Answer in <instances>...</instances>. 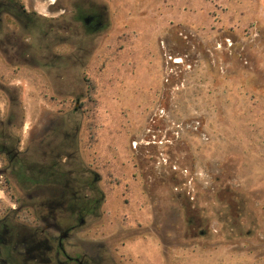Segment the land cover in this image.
Segmentation results:
<instances>
[{"label": "rangeland", "instance_id": "1", "mask_svg": "<svg viewBox=\"0 0 264 264\" xmlns=\"http://www.w3.org/2000/svg\"><path fill=\"white\" fill-rule=\"evenodd\" d=\"M52 1L19 0L44 15L30 29L3 17L23 47L0 55V109L63 128L58 100L86 98L88 238L117 262L264 264V0ZM81 1L102 13L93 35Z\"/></svg>", "mask_w": 264, "mask_h": 264}, {"label": "flooded vegetation", "instance_id": "2", "mask_svg": "<svg viewBox=\"0 0 264 264\" xmlns=\"http://www.w3.org/2000/svg\"><path fill=\"white\" fill-rule=\"evenodd\" d=\"M78 10L86 35L101 30L98 6L81 1ZM4 16L20 30L44 15L26 11L19 0H0V55L8 63L23 44L16 30H4ZM85 100H58L57 113L70 120L63 128L24 127L23 114L1 107L0 264H134L129 258L115 261L106 245L88 238L87 221L98 214L103 195L97 188L101 176L75 156L88 147V129L71 122L84 115Z\"/></svg>", "mask_w": 264, "mask_h": 264}, {"label": "trees", "instance_id": "3", "mask_svg": "<svg viewBox=\"0 0 264 264\" xmlns=\"http://www.w3.org/2000/svg\"><path fill=\"white\" fill-rule=\"evenodd\" d=\"M95 88L91 85V87L89 88V99H88V101H87V105H90V104H92L93 102H94V99L92 98V96H93V94H94V92H95V90H94ZM89 129H91L90 128V126H89Z\"/></svg>", "mask_w": 264, "mask_h": 264}]
</instances>
